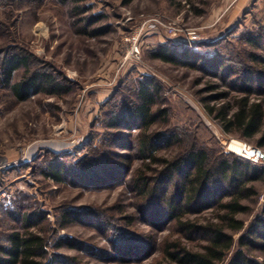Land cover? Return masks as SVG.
I'll return each mask as SVG.
<instances>
[{
    "label": "rangeland",
    "instance_id": "obj_1",
    "mask_svg": "<svg viewBox=\"0 0 264 264\" xmlns=\"http://www.w3.org/2000/svg\"><path fill=\"white\" fill-rule=\"evenodd\" d=\"M125 2L0 0V65L25 55L29 69L15 83L28 71L61 88L19 102L0 78V246L29 223L60 264H171L166 244L197 250L206 241L169 223L136 178L144 172L155 183L163 160L192 147L218 162L243 159L230 152L234 141L259 148L257 138L224 133L209 110L235 106L244 82L253 83L254 100L264 99V0ZM148 81L160 89L153 112L162 114L146 130L131 112ZM119 117L126 119L114 126ZM156 133L178 139L154 163L140 148ZM54 169L61 181L49 177ZM256 185L259 195L244 200L250 211L237 216L246 227L264 217V181ZM220 199L186 218L217 221Z\"/></svg>",
    "mask_w": 264,
    "mask_h": 264
},
{
    "label": "trees",
    "instance_id": "obj_2",
    "mask_svg": "<svg viewBox=\"0 0 264 264\" xmlns=\"http://www.w3.org/2000/svg\"><path fill=\"white\" fill-rule=\"evenodd\" d=\"M132 1L126 0L125 3ZM161 57L164 61H173L170 56ZM28 63L29 59L25 55L15 54L0 65L1 81L13 91L19 102H26L31 96L46 92L49 87L59 88L56 79L41 74L29 75L28 71L20 82L15 83L17 73L21 69H29ZM262 75L264 71L260 77ZM243 85L245 96L238 99L235 106L212 108L209 113L216 115L224 133L240 135L246 140L257 138L255 145L264 148V99L252 98V82H244ZM260 87L264 95V81ZM159 94L160 89L149 81L140 85L139 103L131 112V118L140 124V129L149 130L162 114L153 112ZM123 119L117 118L118 122L115 121L113 125H120ZM177 139V136L167 133H156L142 142L140 152L144 159L151 158L154 163L158 162L155 153L162 146L173 145ZM162 165L155 183L141 172L134 181L137 191L146 200L162 206L168 222L175 223L188 240L195 241L194 237H201L206 241L197 250L181 242H170L164 249L166 260L171 264H264L255 256L258 252L264 254V217L256 218L247 227L245 221L237 218L250 211L244 200L259 195L256 183L264 181L263 167L232 155L221 162L213 161L208 151L195 147L174 160H163ZM61 176L62 173L56 169L49 174L57 181L62 180ZM178 178L180 181L176 182ZM173 182L175 186L170 193ZM226 197L228 201H224ZM218 198H221L218 209L223 214L216 218L217 221L201 223L186 218L191 207L202 211L210 209ZM27 224L26 230L10 235L8 245L0 246V264H60L59 256H50L47 239L32 232V225ZM239 233L236 240L235 235Z\"/></svg>",
    "mask_w": 264,
    "mask_h": 264
},
{
    "label": "built area",
    "instance_id": "obj_3",
    "mask_svg": "<svg viewBox=\"0 0 264 264\" xmlns=\"http://www.w3.org/2000/svg\"><path fill=\"white\" fill-rule=\"evenodd\" d=\"M229 149H230V147H229ZM263 154H264L263 150L249 146L247 144H244L243 152L239 155L241 157L251 161L254 164H259V163H264V161L262 159Z\"/></svg>",
    "mask_w": 264,
    "mask_h": 264
},
{
    "label": "bare ground",
    "instance_id": "obj_4",
    "mask_svg": "<svg viewBox=\"0 0 264 264\" xmlns=\"http://www.w3.org/2000/svg\"><path fill=\"white\" fill-rule=\"evenodd\" d=\"M243 146L244 144L238 141L232 142L230 145V152H234L235 154H240L243 152Z\"/></svg>",
    "mask_w": 264,
    "mask_h": 264
},
{
    "label": "water",
    "instance_id": "obj_5",
    "mask_svg": "<svg viewBox=\"0 0 264 264\" xmlns=\"http://www.w3.org/2000/svg\"><path fill=\"white\" fill-rule=\"evenodd\" d=\"M262 159H263V161H264V154L262 155Z\"/></svg>",
    "mask_w": 264,
    "mask_h": 264
}]
</instances>
